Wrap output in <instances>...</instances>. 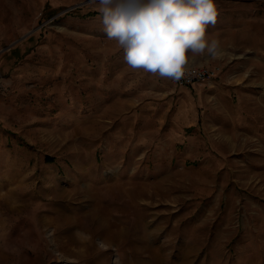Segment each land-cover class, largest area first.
<instances>
[{"label":"rangeland","instance_id":"374dc122","mask_svg":"<svg viewBox=\"0 0 264 264\" xmlns=\"http://www.w3.org/2000/svg\"><path fill=\"white\" fill-rule=\"evenodd\" d=\"M215 2L187 86L93 0H0V264H264V0Z\"/></svg>","mask_w":264,"mask_h":264},{"label":"clouds","instance_id":"9594fccd","mask_svg":"<svg viewBox=\"0 0 264 264\" xmlns=\"http://www.w3.org/2000/svg\"><path fill=\"white\" fill-rule=\"evenodd\" d=\"M108 40L123 51L124 62L161 78L186 75L189 54L215 58L219 41L206 36L215 26V0H93Z\"/></svg>","mask_w":264,"mask_h":264},{"label":"built area","instance_id":"2783aa9c","mask_svg":"<svg viewBox=\"0 0 264 264\" xmlns=\"http://www.w3.org/2000/svg\"><path fill=\"white\" fill-rule=\"evenodd\" d=\"M212 75V71L210 68H199L195 69H186V75L178 81H174L176 84L180 85H193L195 83H199L204 81L206 78Z\"/></svg>","mask_w":264,"mask_h":264},{"label":"bare ground","instance_id":"6f19581e","mask_svg":"<svg viewBox=\"0 0 264 264\" xmlns=\"http://www.w3.org/2000/svg\"><path fill=\"white\" fill-rule=\"evenodd\" d=\"M199 68H203V66H187L186 69H199Z\"/></svg>","mask_w":264,"mask_h":264}]
</instances>
